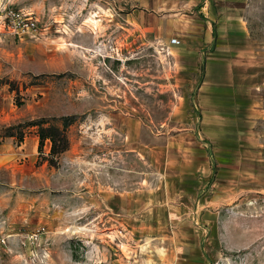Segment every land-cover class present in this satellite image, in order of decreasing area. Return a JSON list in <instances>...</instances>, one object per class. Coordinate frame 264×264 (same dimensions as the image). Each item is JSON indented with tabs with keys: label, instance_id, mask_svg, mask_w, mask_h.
I'll return each instance as SVG.
<instances>
[{
	"label": "rangeland",
	"instance_id": "1",
	"mask_svg": "<svg viewBox=\"0 0 264 264\" xmlns=\"http://www.w3.org/2000/svg\"><path fill=\"white\" fill-rule=\"evenodd\" d=\"M201 257L264 264V0H0V264Z\"/></svg>",
	"mask_w": 264,
	"mask_h": 264
},
{
	"label": "built area",
	"instance_id": "2",
	"mask_svg": "<svg viewBox=\"0 0 264 264\" xmlns=\"http://www.w3.org/2000/svg\"><path fill=\"white\" fill-rule=\"evenodd\" d=\"M39 22V18L32 12L9 9L1 20V25L19 38L36 37L41 31ZM173 42L180 41L174 39Z\"/></svg>",
	"mask_w": 264,
	"mask_h": 264
},
{
	"label": "trees",
	"instance_id": "3",
	"mask_svg": "<svg viewBox=\"0 0 264 264\" xmlns=\"http://www.w3.org/2000/svg\"><path fill=\"white\" fill-rule=\"evenodd\" d=\"M67 127L68 124L64 125L63 128L55 125L45 127L43 124H40L38 129V134L40 136V147L44 145L46 138H50L52 141L51 153L54 156L65 152L69 148V139L66 129ZM52 162L55 163L54 160Z\"/></svg>",
	"mask_w": 264,
	"mask_h": 264
},
{
	"label": "crops",
	"instance_id": "4",
	"mask_svg": "<svg viewBox=\"0 0 264 264\" xmlns=\"http://www.w3.org/2000/svg\"><path fill=\"white\" fill-rule=\"evenodd\" d=\"M258 111L260 112V110H258ZM198 262L201 263V264H206L202 257L198 259Z\"/></svg>",
	"mask_w": 264,
	"mask_h": 264
}]
</instances>
